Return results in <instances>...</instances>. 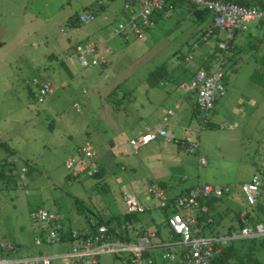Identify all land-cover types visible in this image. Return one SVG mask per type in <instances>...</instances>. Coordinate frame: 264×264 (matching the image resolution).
Instances as JSON below:
<instances>
[{
	"label": "rangeland",
	"instance_id": "374dc122",
	"mask_svg": "<svg viewBox=\"0 0 264 264\" xmlns=\"http://www.w3.org/2000/svg\"><path fill=\"white\" fill-rule=\"evenodd\" d=\"M128 1L0 0V243L13 248L0 249V257L45 254L51 264H75L69 257L52 258L67 255L72 243L47 241L30 212L58 215L66 232L79 229L91 212L103 218L126 214L122 192H129L134 182L142 188L155 184L166 194L198 185L229 187L218 208L205 215L213 218L211 231L204 222L193 227L207 237L225 235L239 212H250L257 222L241 185L258 175L264 186V40L260 62L243 49L225 65V96L209 112L210 126L201 129L191 107L195 95L187 88L205 48L206 26L186 18L176 24L171 17L158 21L155 31H145L141 40L128 32L116 35L118 23L127 21L123 5ZM87 9L95 11V20L71 26L69 19ZM86 43L108 47V53H100L110 68L79 66L75 47ZM157 69L161 72L150 79ZM44 83L53 92L41 103L35 95ZM175 102L179 109H173ZM167 108L173 109L167 124L175 140L156 138L135 150L129 128L142 125L139 116ZM186 128L191 133L182 140ZM119 138L123 146L117 154ZM193 141L198 151L188 154L186 146ZM86 143L97 153L98 167L103 166L100 178L75 177L65 167ZM106 148L111 159L102 156ZM198 155L205 165L197 163ZM128 215L138 219L132 231L135 242L143 237L140 229L154 231L164 246L173 242L168 208ZM193 217L197 222L198 216ZM260 241L264 244V237L252 241L255 245L246 240L237 246L245 253L252 247L253 257L264 264ZM157 251L155 263L171 264L158 258L170 248ZM99 259L100 264H124L112 254Z\"/></svg>",
	"mask_w": 264,
	"mask_h": 264
},
{
	"label": "built area",
	"instance_id": "2783aa9c",
	"mask_svg": "<svg viewBox=\"0 0 264 264\" xmlns=\"http://www.w3.org/2000/svg\"><path fill=\"white\" fill-rule=\"evenodd\" d=\"M188 4L207 9L211 13V27L216 28L222 34L218 43L217 68L212 72L204 69L198 70L191 78L188 89L195 95V104L198 109L196 115L200 128L203 129L207 122V116L215 103L225 96L224 61L231 48L234 35L237 31L246 30L247 24L253 21H264V12L253 6H240L233 3L218 0H182ZM129 0L123 5L127 14L126 23H118L114 34L130 33L137 39H143L144 32L155 26L153 16L163 13L170 4L165 0H140L132 4ZM136 7V8H135ZM80 24H89L95 20V15L90 11H81L77 15ZM211 30H209L210 33ZM75 54L79 66L84 68L98 67L107 63L106 58L98 52L93 43H86L75 47ZM53 92L50 84L40 85L36 92L38 102ZM76 107V105H74ZM234 125H229L232 129ZM162 138L171 141L172 135L168 130L158 126L152 131L142 134L130 142L135 150L149 141ZM186 153L194 154L198 151V143L193 141L186 146ZM78 158H68L65 162L66 169L73 176H92L98 169L97 154L86 143L77 150ZM199 164L204 165L205 160L199 158ZM122 192L126 214H143L145 211L159 208L170 210L167 224L169 230L179 238L178 241L168 245L156 241L154 231L144 232L138 242H125L113 239L105 225H98L94 229L85 224L79 229L68 232L61 224L56 214L45 210L30 212V218L38 224L39 229L46 233L47 241L53 243H72L71 251L67 257L75 264H98V257L103 254H112L122 258L124 264H154L152 256L146 253L157 251L162 247L170 248V252L160 253L159 260L169 261L171 264H227L215 263L213 255L217 254L221 247L230 242L264 237V222L253 227L232 229L223 236L202 237L194 234V215L205 213L207 208L203 202L212 197L220 198L229 193V187L198 185L173 199L155 184H146L145 187L137 182L131 183L130 190ZM241 192L249 206H255L258 202L264 210V187L260 177L253 175L252 179L241 185ZM71 239V241L69 240ZM36 245L41 240L35 238ZM1 250L11 251V245L0 243ZM178 249L180 251H178ZM51 257L40 255L31 258H4L0 257V264H50Z\"/></svg>",
	"mask_w": 264,
	"mask_h": 264
},
{
	"label": "crops",
	"instance_id": "0c3cea01",
	"mask_svg": "<svg viewBox=\"0 0 264 264\" xmlns=\"http://www.w3.org/2000/svg\"><path fill=\"white\" fill-rule=\"evenodd\" d=\"M171 17L175 18L176 24L179 23V21H181L183 18L193 20L194 22H196V17L192 14V10L189 8L188 4H186L185 2H180V3H177L175 6H171V8H167L163 13L156 14L155 16H153L154 21H155V26L152 29L146 30L147 31L146 34H149V33H152L155 31V28H156L158 21L166 19V18L169 19ZM196 23H199V24L206 26L204 29V36H205L204 45H205V48H202V50L200 52L201 53L200 54V62L198 63L197 67L194 69L191 77L189 78V81L191 80L193 75L200 69H204L206 71L212 72L213 70H215L217 68L216 58H217V55L219 53L217 48H218L219 39L222 37V34L220 32L216 36L211 35L209 33V30H210L209 28L211 26V22L199 21ZM249 23H252L251 26L248 25ZM249 23L247 24L246 30L238 31L237 33H235L231 48L225 56V61H224L225 65L228 63L234 62V54L243 50V49L247 50L249 57L254 58V60L256 62H260V49L259 48L261 46V43L264 40V24L260 21H257V22L253 21V22H249ZM146 34H145V36H146ZM145 36L143 37V39L145 38ZM206 39H209L210 43L205 42ZM212 41H213V43H212ZM1 43L2 42H0V45H1ZM96 47H97L98 52H100V51L102 53H106V52L108 53L109 52L108 47H104V46L101 47L100 44L96 45ZM102 53H100V54H102ZM103 56L106 58L107 63L105 65H100L98 67L99 68H105V69L107 67L110 68L109 59H107V57L105 55H103ZM0 60L3 61L4 59L1 58ZM225 65H224V67H225ZM256 65H257L256 69L258 70L259 66H258V64H256ZM261 67H263V71H264V65L263 64ZM224 76H225V74H224ZM154 84H156V83H154ZM188 85H189V83H188ZM177 91H178V89H176V92ZM187 91L189 93H193V92L189 91L188 88H187ZM179 98H181V97H179ZM194 103H195V100H193L191 103L192 109H193ZM173 109H179V105L177 102L174 103ZM173 109H170V108L162 109L160 112H157V113H156V111H151V112H148L144 115L139 116L138 121L141 122L142 125L139 127L134 125V128L133 127L129 128L130 129L129 133L134 134L133 136H130V137L132 139H134V138H136L142 134H145L148 131H152L155 128H157L158 126H160V127L164 128L165 130H168L170 132V134L172 135L171 141H174L175 140V134L173 133L170 125L167 124L169 122V120L171 119V117L173 116V112H172ZM159 114H160V117H157ZM195 118H196V115H195ZM190 130L191 129L186 128L182 131V140H184L185 138H187L189 136V134L191 133ZM159 139H162V138H159ZM162 140L166 143L171 142V141H165L164 139H162ZM119 143H120V146H118L116 149L117 154H119V150L123 146L121 138L118 139V145H119ZM102 154H103L102 156L106 157L107 159L112 158L111 151L108 150V148L103 150ZM199 158H203V157L198 155V158H197L198 164H199ZM247 182H249V181H247ZM170 190L166 194L168 197L174 196V195L178 194L179 192H181V191H170ZM227 194H229V193H227ZM216 208H218V205ZM243 214L244 213H240V216H242ZM148 230H151V229H148ZM168 236H170L171 241H173V242L179 240V238L177 236H175L174 234H172V232L170 230L168 231ZM155 239H156V242L162 243L161 239L156 237V234H155ZM178 251H180V250L178 249ZM157 252L158 251H155V252L153 251V253L151 252V256L153 257L154 260H155V254ZM43 255H45V254H43ZM50 256H53V255H50ZM64 257H67V255H64V256L63 255H61V256L55 255L52 258H64ZM98 264H100V259L98 261ZM154 264H157V263L154 262Z\"/></svg>",
	"mask_w": 264,
	"mask_h": 264
},
{
	"label": "trees",
	"instance_id": "16d2710c",
	"mask_svg": "<svg viewBox=\"0 0 264 264\" xmlns=\"http://www.w3.org/2000/svg\"><path fill=\"white\" fill-rule=\"evenodd\" d=\"M139 1L140 0H133L132 4L137 3ZM218 1L233 3V4L240 5V6H253V7H256L257 9L264 12V0H218ZM165 2L175 6L177 3L184 2V1H182V0H165ZM186 4H188V3H186ZM188 6L192 10V14L196 17V22H199V21L211 22V13L207 9L199 7V6H195L192 4H188ZM99 7L102 8V6L100 4H99ZM87 11H91L94 15L96 14L94 10H88L87 9ZM124 12H126V11L124 10ZM69 23L71 26H78L80 23L78 21L77 15H75L74 18L69 19ZM209 29L211 30L210 31L211 35L216 36L220 32L218 29L213 28L211 26ZM221 38L219 39V41L221 40ZM218 51H219V49H218ZM224 65H225V63H224ZM159 71H160V69L159 70L157 69V70L153 71L152 73H150L149 78L154 79L153 75L159 74L161 72V71L160 72ZM223 81H224V78H223ZM193 114H194V116L198 114V109H197L195 103L193 104ZM206 126H210V122L208 120L204 124V127H206ZM103 173H104V169H103V166L101 165L98 167L96 173L93 174L91 177L92 178H100L103 175ZM69 179H71V178L69 177ZM189 189H191V188L183 189L178 194L171 196L169 198L172 199V198H175L177 196H180L183 193H185L186 191H188ZM221 198L222 197H220V198L212 197L210 199H207L205 202H203L204 205L206 206L207 210L205 213H201L198 215L197 222L195 223L197 228H198L199 223L204 222L205 223L204 228L208 227L209 230L211 231L210 225L213 223V218L210 219L209 216H205V215H207V214L211 213V211L215 210L216 205L221 200ZM253 208L256 209V210H253V215H256L257 222L259 219L264 220V210L261 208L260 203L258 202ZM251 218H252V216L250 215V212H245L242 216H240V213H237L235 215V218H234L236 221V225L233 226V224H232L229 227H227L226 234H228L229 231L232 229L250 227V226L253 227V226L259 224L257 222L253 223L251 221ZM85 219H86V224L90 225L93 229H94V227H96L98 225H105L108 228L109 234L111 235V237L113 239L129 242V243L136 241L134 235L132 234V231L134 230V223L135 222L137 223L138 219L133 218V216H131V215L123 214L120 216H111L109 218H103V217H99V216L95 215L93 212H91V216L90 217L88 216ZM235 226H237V227H235ZM193 227H195V226H193ZM193 227H192V229H193ZM197 228L193 229V232L195 235L201 234V232H199L200 230L198 232L195 231ZM142 234H143V230L140 229L138 235L141 236ZM200 236L207 237L209 235H204L203 231H202V234ZM216 236H218V235H216ZM256 239H261V238H253V239H246V240H249L250 242H252V241H255ZM69 240L71 241V239H69ZM246 240L233 241V242H230V244H228L227 246L221 247L220 251L217 254L213 255L214 262L215 263H227V264H260L253 257L252 247L247 249L246 253H245L241 249V247L237 246V243H239L241 245ZM251 245H255V244L252 242ZM259 245H260L259 247H262L264 244L262 241H260ZM244 259H245V262H244Z\"/></svg>",
	"mask_w": 264,
	"mask_h": 264
}]
</instances>
